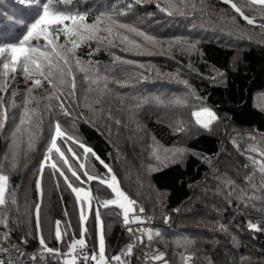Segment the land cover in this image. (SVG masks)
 <instances>
[{
	"label": "trees",
	"instance_id": "1",
	"mask_svg": "<svg viewBox=\"0 0 264 264\" xmlns=\"http://www.w3.org/2000/svg\"><path fill=\"white\" fill-rule=\"evenodd\" d=\"M145 1L136 4L134 0H71L69 4L58 6L73 13H88V22L101 13L111 12L114 7L126 10L127 15H116V19L137 27L159 43L152 45L142 37L124 33L148 50L157 51L151 55L124 50L128 46L118 40L115 47L106 42L82 43L76 56L88 72L80 71L73 63L77 102L69 107L72 115L64 116L55 107L49 112L45 107L49 101L39 100V112L45 119L42 131L59 121L64 130L90 147L112 168L123 191L137 201V207L144 208L142 214L153 217L150 227L157 229L161 236L154 237L150 244L145 237L144 244L136 246L131 255L122 257L126 264H146L143 252L154 248L166 254L169 264H264V231L256 232L247 227L249 221L264 227V211L257 210L264 209L259 173L252 184L245 181L253 172L249 157L256 155L248 151L254 144L249 137L255 136L257 144L264 141V35L258 27L264 20L260 19L259 10L245 8L246 15L256 18V26L248 25L222 0H196V10L186 9L183 15L175 10L172 15L160 11L157 5L166 7V2ZM46 2L54 0H0V46L17 43L26 34L27 26L38 18ZM127 3H132L131 10H127ZM93 69L99 77H107V89L113 93L109 108L105 105L101 108V104L98 107L90 105V109L87 96L79 93V87L85 91L91 86L103 88L104 81L92 84L86 78V75L92 76ZM46 88L45 83L44 88L36 89V97H42ZM178 92L187 99L189 111L166 106ZM157 99L163 103H158ZM51 103L55 105L56 101ZM202 104L218 117L210 126L211 130L195 125L190 117V111ZM36 106L35 101L30 105ZM17 107L19 109L8 114L3 129L11 130L16 121L19 122L14 114L21 109L20 105ZM175 119L185 121L184 132L174 134ZM116 120L121 123L116 124ZM41 135L39 132V137ZM2 136L0 130V159L4 157L5 147ZM153 137L157 144L152 143ZM42 145V141H35L27 156L22 153L16 168L8 174L9 190L15 191L17 204L7 206V227L0 223V229L9 232L20 249L37 256H41L40 245L30 206L38 201L35 188L38 169L31 176L30 190L25 194L22 184L27 181L25 177L31 163L39 167L42 162V155L37 157L39 151H43ZM164 149L184 151L165 153ZM101 165L99 162L104 170ZM44 177L43 235L49 247L65 252L68 243L80 237L79 206L63 178L58 175L53 178L51 174V184L47 187L45 179L48 177L45 174ZM224 178L235 182L237 191L243 189L249 195L256 186L255 201L245 207L235 194L229 197L230 189L223 183ZM73 182L74 186L90 190L93 207H99L106 256L120 254L135 236L123 228L122 209L115 205L99 206L98 202L113 197L112 192L104 196L102 190L88 183L80 185L74 179ZM165 217L169 218L167 223ZM56 220L62 221V231L63 222H71L62 244L54 238ZM86 227L83 238L92 251H98L94 209L89 213ZM181 238L192 241L187 251L177 244V241L183 244ZM181 254H192L193 258L182 261ZM44 256L50 264L54 258L56 263L60 261L46 253Z\"/></svg>",
	"mask_w": 264,
	"mask_h": 264
},
{
	"label": "snow or ice",
	"instance_id": "2",
	"mask_svg": "<svg viewBox=\"0 0 264 264\" xmlns=\"http://www.w3.org/2000/svg\"><path fill=\"white\" fill-rule=\"evenodd\" d=\"M136 4H139L141 0H134ZM225 4H229L230 7L247 22L248 25L256 26L255 16L250 17L245 14V8L252 11L259 10L260 19L264 20V0H223ZM71 0H54V2H46L43 5L41 13L38 18H35L34 22L27 26L26 34L17 42L7 46H0V130H3L8 120L9 108L17 107L15 97L19 95L17 90H12L11 95H8L9 88H11L10 81H14L18 71L23 75L26 85L24 90V100L22 102V113L19 118V123L14 129L11 142L9 146V152L5 154L4 160L8 163L11 170H14L17 166L20 155L33 148L35 141L39 135L40 125L42 124V117L39 113V100L46 99L49 101L45 105L46 109L51 112L53 108H58L64 116H71L69 107L76 103V77L73 72V63L80 71H84L86 74L88 69L81 67L82 61L76 56V50L82 43L88 41H95L98 44L107 43L113 47L116 46L118 40L121 44H126L129 47L124 50H135V54H153L150 50L144 47L140 42L135 39H130V33L137 37H142L143 41L156 45L159 43L154 37L147 35L145 32L139 30L137 27L121 23L116 19V15H127L128 12L121 11L119 8L114 7L109 13H101L96 16L94 20L88 22V13H73L67 10H63L58 7L60 4H69ZM166 7H161L159 4L157 7L162 12H167L168 15H172L173 11H178L180 14H184L186 9L196 10V0H166ZM239 5V6H238ZM127 10H131L132 3H127ZM235 22V17L232 18ZM264 35V23L258 25ZM63 37V40H61ZM42 42V43H41ZM91 54V53H90ZM116 59H120L117 57ZM124 63H134L133 61H123ZM89 64L91 62H88ZM143 68L144 65H139ZM86 78L90 79V83L99 84L102 80L103 88L100 89L101 97L96 103H101L103 95L107 90V77H99L96 71L93 69L92 76ZM30 82V84H29ZM45 83L47 88L45 94L42 97H36L33 95L35 89L44 88ZM183 83L187 84L186 81ZM7 98V99H6ZM199 99V97H197ZM55 100L56 104L51 102ZM36 102L35 108L30 107L33 102ZM158 103H163L157 99ZM140 103H143L141 101ZM140 105L138 104L137 107ZM168 107H190L185 97H176L169 101ZM132 111V109H130ZM83 116V113L80 114ZM190 117L194 121L195 125L205 129L211 130V125L218 120L216 113L203 104L198 108H193L190 111ZM111 119V114L109 113ZM116 124H120V120L115 121ZM186 130L185 121L177 119L175 121V127L173 128L174 134L182 133ZM253 142V146L248 149L255 156H250L251 166L253 169L252 174L245 177V181L248 184H252L256 173H259L260 182L259 188L261 192H264V141L259 144L256 142L255 136L249 137ZM58 140L66 147L62 150V147L58 144ZM70 142V143H69ZM155 143V137H153ZM235 143V142H234ZM73 144H79V148L83 149V158L87 160L88 154L94 156L99 160L100 164L107 169L109 176L107 178L99 177L95 174H90L85 167V163L79 162L81 156L78 155L72 148ZM238 148L239 146L236 145ZM155 151V149H154ZM184 149H164V152H183ZM67 153V154H66ZM54 154L56 158H54ZM70 154V155H68ZM157 159H160L157 155ZM210 162V161H209ZM76 165V166H74ZM3 164H0V223L7 227L8 204L16 205L17 200L15 198V191L9 190V175L4 174ZM48 167L51 170L53 178H63L64 184L71 189L75 194V200L79 206V224H80V237L79 239H72L68 243L67 251L62 252L59 248H51L46 243V239L43 235V226L41 223V209L43 203V185L44 170ZM245 167H249L245 165ZM82 170V171H81ZM70 173V176L68 175ZM218 174V170H217ZM86 177V180L84 179ZM73 178L80 185L94 180H99L100 184H106L111 192L114 193V199H105L102 202H98L99 206L108 208L115 205L122 209L123 224L126 226L132 224L145 223L140 215L143 213L144 208L142 206L137 207V201L130 198L125 191L120 187L119 181L112 168L96 155V153L90 148L79 142L71 133L64 130L59 121L54 124L53 133L50 136V144L43 155V160L39 165L38 177L35 181V188L39 194V200L30 206V213L35 217V228L39 238L40 255L46 253L49 256L57 258H63L62 264H88V262H94V264H126V260L122 257L129 256L133 253V249L141 244L145 243V237L149 244L153 241L154 236L159 238L161 233L153 231L152 229H142L127 227V231L135 236V240L129 243L126 248L120 253L111 256H106V244H105V230L104 224L101 219V213L99 207L94 211V218L98 229V251H93L90 255L84 252L86 248V241L83 238L87 232L86 223L89 219V213L93 212V196L89 190H86L83 186H74ZM57 187H59V180H56ZM223 183L230 189L227 193L229 197L234 194L244 202V206L248 207L249 202H254L256 199V186L252 187V194H247L243 189L237 191L235 182L230 179L224 178ZM7 194V195H6ZM251 206L255 207L252 203ZM258 211H264V209H257ZM130 213L133 216L130 218ZM64 215L68 213L65 210ZM168 217H165V223L168 222ZM64 223V229L62 231L61 220L55 221L54 226V238L58 243H63V237L69 234L71 229V222L66 221ZM247 227L250 230L256 232L264 231V227L261 225L248 222ZM139 233V235H136ZM73 236L75 234L73 233ZM183 244L177 241L178 246H184L187 251V245H190L192 241L188 238H181ZM9 234L5 233L3 237H0V264H22L25 253L20 250L17 245H9ZM26 243L27 241H23ZM13 252L15 256L13 257ZM166 254L159 252L158 250H152L151 255L145 253L146 264H153V262H160V264H169V261L165 259ZM36 255L33 254L30 259L36 260ZM193 258L192 254H181L182 261H188Z\"/></svg>",
	"mask_w": 264,
	"mask_h": 264
},
{
	"label": "rangeland",
	"instance_id": "3",
	"mask_svg": "<svg viewBox=\"0 0 264 264\" xmlns=\"http://www.w3.org/2000/svg\"><path fill=\"white\" fill-rule=\"evenodd\" d=\"M149 1H151V0H146L145 2L147 3V2H149ZM157 1V3H162V2H166V0H156ZM223 1V0H222ZM142 31V30H141ZM144 32V31H143ZM147 34V33H146ZM147 35H149V34H147ZM131 39V38H130ZM142 40H143V38H142ZM5 46H7V44H4ZM126 45V44H125ZM128 46V45H127ZM129 47V46H128ZM152 53H156L157 51H151ZM144 55H147V54H144ZM10 83H11V88H9V92H8V95L12 92V90H17L18 92H19V95H17L16 97H15V101H16V104H17V102L18 103H20V104H17V105H22V102H23V100H24V90H25V88L28 86V85H26V83H25V81H24V78H23V75L18 71V73L16 74V77H15V80L14 81H10ZM29 84H30V82H29ZM81 84H83V82H81ZM82 86V85H81ZM79 89V93H84L85 94V96H87V98L88 99H86V101H87V105L89 106V108L90 109H92V107L90 106V105H92V106H96V107H98V106H100L101 104V108H102V106L103 105H105L106 106V108H109L110 106H111V104H110V100L111 99H113L112 98V95L111 94H113L110 90H106L105 91V93H104V95H103V99H102V102L101 103H96V101L98 100V99H100V97H101V92H100V89H97L96 87H94V86H91V88L90 89H88L87 91H85V90H83L81 87H79L78 88ZM35 92H36V89L34 90V92H33V95L34 96H36V94H35ZM173 92L174 91H171V94H173ZM21 93V94H20ZM183 93L182 92H178L177 93V96L176 97H183ZM114 97V96H113ZM175 97V98H176ZM17 98H19V99H17ZM109 106V107H108ZM21 109L19 110V112L16 114V113H14L16 116H18L19 118H20V115H21V113H22V107H20ZM184 108V112H187V111H189L188 110V107H183ZM14 109H19L18 107H14V108H9V111H8V114L10 113V111H12V110H14ZM94 112H96V111H94ZM40 113V112H39ZM90 113V112H89ZM178 117L180 116V115H182V114H176ZM40 116L42 117V115L40 114ZM45 119L44 118H42V121H44ZM174 122L176 121V119L175 120H173ZM19 122L18 121H16V123H15V125H14V128L13 129H11V130H9V128L8 129H3V130H1V132H2V137H3V140L5 141V147H4V157H5V154H7L8 152H9V146H10V142H11V136H12V133H13V131H14V129L16 128V126H17V124H18ZM49 124V123H48ZM48 124H46V125H48ZM45 125V126H46ZM135 125V124H134ZM42 127H43V125H40V131L39 132H42V135L39 137V135H38V137H37V139H36V141H42L43 142V144L44 145H42V150L43 151H39V153L37 154V157L39 158V156H41L42 155V160H43V155L45 154V152H46V149H47V147L49 146V144H50V136H51V134L53 133V129H54V125L53 124H50V125H48V127H47V129H44V131H42ZM134 128H138V127H136V126H134ZM138 131H139V129H138ZM70 143V142H69ZM152 143H154V142H152ZM58 144L62 147V150L66 147V145H64V144H62V142L61 141H59L58 140ZM155 144H157V142H155ZM72 148H73V150L78 154V155H80L81 156V160L79 161V162H83V163H85V167H86V169L89 171V173L90 174H95V175H97V176H99V177H102V178H107L108 176H109V174L107 173V169H105L104 167H103V165H101L103 168H104V170H102L100 167H99V160H97L94 156H92L91 154H88V156H87V160H84V158H83V149H81V148H79V144H73L72 145ZM29 152L28 151H26V152H24V156H27V154H28ZM67 154V153H66ZM68 155H70V154H68ZM4 157H2L1 159H0V164H3L4 165V167H3V172H4V174H9V173H11V169H10V167H9V165H8V163L7 162H5V160H4ZM54 158H56V156H55V154H54ZM24 164V163H23ZM31 164H33L32 166L30 165V168H27L28 169V174H27V176L25 177V179L27 180V181H24L23 182V184H22V189H23V193L25 194L26 192H28L29 190H30V186H31V176L33 175V174H35V171L38 169L39 170V167H35L34 166V163H31ZM25 165L26 166H28V164H27V161L25 162ZM74 166H76V165H74ZM45 169H47V171H46V173H44L48 178H46L45 179V181H46V183H47V187L49 186V183L51 184V178H50V172H51V170L48 168V167H46ZM82 171V170H81ZM68 175L70 176V173H68ZM38 177V176H37ZM45 178V177H44ZM74 179V178H73ZM85 180H86V177L84 178ZM119 181V180H118ZM88 183V185H92V187H96V189L97 190H102V194L101 195H107V193H109V191L111 192V189H109L108 187H107V185L106 184H100L99 183V180H94V181H91V182H87ZM120 184V183H119ZM126 184V183H125ZM120 187H121V185H120ZM122 188V187H121ZM123 190V189H122ZM37 191V190H36ZM90 191V190H89ZM91 192V191H90ZM37 194H38V192H37ZM113 194V197H111V198H109V199H114L115 197H114V193H112ZM91 195H92V193H91ZM93 196V195H92ZM37 197H38V200H39V194L37 195ZM94 201V200H93ZM93 201H92V204H93ZM97 207H93V209H94V211H95V209H96ZM78 214H79V208H78ZM146 229H152L154 232L155 231H157V229H155V228H153V227H150V228H146ZM97 231H98V229H97ZM155 237V236H154ZM75 238H81V237H75Z\"/></svg>",
	"mask_w": 264,
	"mask_h": 264
},
{
	"label": "built area",
	"instance_id": "4",
	"mask_svg": "<svg viewBox=\"0 0 264 264\" xmlns=\"http://www.w3.org/2000/svg\"><path fill=\"white\" fill-rule=\"evenodd\" d=\"M136 214H138V215H140L141 216V218L144 220V221H146L145 223H142V224H132V225H129L130 227H132L133 229H136V228H142V229H146V228H149L150 227V225L154 222V219H153V217H151V216H146V215H144V214H142V213H136ZM133 216V214L131 213L130 214V218ZM129 226H126V225H124L123 224V228H124V230L126 231V232H128L127 231V227H129ZM5 233H8L9 234V241H8V244H7V246H9V245H17L16 244V242L15 241H13L12 240V237H11V234L9 233V232H5L4 230H2V229H0V237H3L4 236V234ZM136 235H139V233H136ZM74 239V238H73ZM75 239H79V238H75ZM21 251H23L22 249H20ZM153 250H158L159 252H161V250L159 249V248H154ZM84 252H86L87 254H91L93 251H92V249H91V246L88 244V243H86V248L83 250ZM24 252V251H23ZM25 253V256L23 257V262H22V264H50L49 263V261H48V259L46 258V256H44L43 255V257L42 256H37L36 254V260H31L30 259V257L33 255V254H28L27 252H24ZM145 253H148L149 255H151V253H152V250H145L144 252H143V255H142V258H143V260L145 261V259H144V257H145ZM13 257L15 256V253L13 252ZM114 255H116V254H114ZM111 256H113V255H111ZM111 256H108L109 258L111 257ZM62 259L63 258H60V261H57V263H56V259L54 258L53 260H52V264H62ZM154 264H160V262H153ZM81 264H83V262H81ZM88 264H94V262H88Z\"/></svg>",
	"mask_w": 264,
	"mask_h": 264
}]
</instances>
